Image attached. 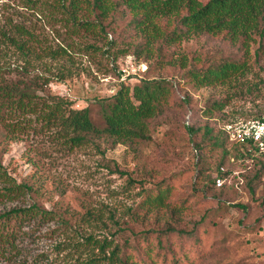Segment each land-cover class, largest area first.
Here are the masks:
<instances>
[{
	"label": "rangeland",
	"instance_id": "374dc122",
	"mask_svg": "<svg viewBox=\"0 0 264 264\" xmlns=\"http://www.w3.org/2000/svg\"><path fill=\"white\" fill-rule=\"evenodd\" d=\"M63 1L0 0V28L11 32L12 23H21L37 37L30 42L35 53L23 56L2 43L0 32V86L62 95L75 107L87 106L92 122L102 127L104 102L122 82L131 86L145 75L156 53L148 59L132 53L114 57L115 47L107 50L104 38L69 28ZM46 45H61L68 53L52 58L41 49ZM167 51L170 59L181 56L183 64L176 60L148 72L173 87L169 104L150 122L149 138L112 143L106 133H88L74 142L54 130L13 132L0 125L2 161L17 181L30 186L0 201V211L34 201L53 212L35 240H27L29 255L70 239L75 229L110 236L119 223L124 229L117 238L134 245L132 253L144 257V264L149 255L152 264H264V155L214 143V136L222 138L218 129L224 123L264 111L259 36L242 42L221 33H195ZM225 59L241 66L199 84L192 68L202 72ZM122 68L132 78L121 79ZM190 123L196 132L189 133ZM158 188L166 190L167 204L146 211L141 200ZM88 210L103 224L86 221ZM0 264L10 263L0 256Z\"/></svg>",
	"mask_w": 264,
	"mask_h": 264
},
{
	"label": "trees",
	"instance_id": "16d2710c",
	"mask_svg": "<svg viewBox=\"0 0 264 264\" xmlns=\"http://www.w3.org/2000/svg\"><path fill=\"white\" fill-rule=\"evenodd\" d=\"M60 4L62 17L71 30H86L97 34L99 39L104 38L107 50L115 47L114 57L132 53L135 57L143 55L148 59L149 53L155 52L156 58L148 61L145 75L136 83L130 86L122 82L104 102L102 127L92 122L87 106L75 107L71 99L62 95H44L23 87L2 85L0 125L6 131L31 129L37 132L44 128L74 142L85 140L88 133H106L112 143L146 139L150 137L152 118L169 104L173 89L164 76L149 75L148 72L166 63L174 64L176 60L183 64L181 56L170 59L168 45L195 33H221L229 40L240 39L242 42H248L257 33L259 48L264 49V0H64ZM0 32L6 39L2 43L9 42L23 56L35 53L30 42L37 37L25 25L12 23L11 32L2 28ZM41 49L52 58L68 53L61 45H46ZM239 66L240 61L225 59L215 65L209 64L202 72L192 68V72L198 77L199 84H206ZM186 127L189 133L196 132L197 128L191 123ZM206 131L210 132L211 128L206 127ZM218 132L222 138L218 141V136H214L216 145L224 149L230 143L236 150L246 148L242 143L229 140L222 126ZM193 148L196 150L195 146ZM260 153L264 155V151ZM28 189L27 183L17 181L9 173L0 151V201L12 200ZM165 196L166 190L158 188L155 194L146 192L141 204L146 206V211L151 207H162L167 204ZM52 214L51 210L34 201L9 205L0 211V256L8 259L10 264H144L143 260L146 261L144 257L135 258L131 251L134 245L117 238L124 227L116 219L113 220L117 229L110 236L93 232L83 234L75 229L76 235L70 239L56 241L48 249L29 255L27 240H35L37 230ZM110 218H113L112 214ZM85 220L103 224L101 216L90 210L85 214ZM141 234L147 237L146 232ZM133 235L137 236L136 233ZM149 258L145 264H152L153 257L149 255Z\"/></svg>",
	"mask_w": 264,
	"mask_h": 264
},
{
	"label": "built area",
	"instance_id": "2783aa9c",
	"mask_svg": "<svg viewBox=\"0 0 264 264\" xmlns=\"http://www.w3.org/2000/svg\"><path fill=\"white\" fill-rule=\"evenodd\" d=\"M142 69H145V66ZM126 77L130 79L132 75L126 68H122L120 78L124 80ZM222 128L229 140L244 144L248 150L258 153L264 151V112L247 119L228 121L222 125ZM216 180L221 183L219 177Z\"/></svg>",
	"mask_w": 264,
	"mask_h": 264
}]
</instances>
